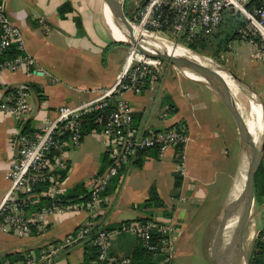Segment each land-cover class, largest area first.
Instances as JSON below:
<instances>
[{
  "label": "crops",
  "instance_id": "obj_1",
  "mask_svg": "<svg viewBox=\"0 0 264 264\" xmlns=\"http://www.w3.org/2000/svg\"><path fill=\"white\" fill-rule=\"evenodd\" d=\"M5 1L9 16L24 37L28 55L35 59L45 76H31L25 71L0 76V100L15 87L24 86L29 105L23 122L0 113V201L8 190L5 175L16 152L12 143L15 137L20 133L38 132L47 121L55 119L58 107L80 105L111 88L123 70L128 53V46L115 41L109 32L102 0ZM251 47L236 58H228V63L232 64V72L264 104V63L255 47ZM185 80L146 85L140 94H123L133 107L135 126L162 130L179 123L188 130L187 175L180 189L174 188L171 151L160 158L153 152L140 154L113 179L96 214L51 216L41 235L21 238L0 231V258L11 256L7 259L12 260L29 251L38 253L85 224L110 229L124 222L154 220L155 211H159L166 223L174 227V254L169 264H194V256H198L202 264H213L207 236L215 233L222 217L241 167L243 151L236 125L226 107L201 83L186 77ZM241 94L243 99L238 102L245 108V100L249 99ZM166 108L169 112L161 119ZM90 134L91 131L84 135L80 147L68 155L66 193L78 186L87 191V181L107 166L104 150L98 149ZM153 189L164 207L143 208ZM179 195L190 198L188 203L179 205L176 201ZM217 201L220 207L215 213L213 203ZM255 203L254 197L253 208ZM258 206L243 234L247 259L246 242L254 244L264 228V202ZM258 215L262 227L255 230L253 220ZM252 227L249 231L252 239L248 240L247 231ZM140 247L134 236L118 235L111 240L109 255L136 264L141 261L160 263V257L141 254ZM91 253L90 244L80 242L58 255L56 264H91Z\"/></svg>",
  "mask_w": 264,
  "mask_h": 264
},
{
  "label": "built area",
  "instance_id": "obj_2",
  "mask_svg": "<svg viewBox=\"0 0 264 264\" xmlns=\"http://www.w3.org/2000/svg\"><path fill=\"white\" fill-rule=\"evenodd\" d=\"M230 14L243 17L245 25L238 30V36L255 47L264 63L263 0H147L129 22L141 33L196 46L215 34ZM161 67L162 61L129 47L123 70L111 88L80 105L58 107L55 119L47 121L38 132L15 137L12 143L16 152L5 175L8 190L0 201L2 233L21 238L41 235L51 216L96 214L113 179L140 153L154 152L160 158L171 151L174 174L186 178L185 147L189 141L186 128L183 125L162 130L139 128L134 124L132 106L123 98L126 92L139 94L144 85L161 82ZM17 71L45 76L28 55L24 37L7 12L6 1L0 0V76ZM27 97L26 87H15L0 100V113L25 121L29 111ZM168 112L166 108L160 118L164 119ZM86 118L95 126L91 132L102 142L107 166L87 181V201L62 205L59 198L66 194L68 155L81 145ZM182 197L177 201H184ZM173 231L170 224L148 219L124 222L110 229L85 224L49 248L38 253L29 251L19 260L0 258V264H56L58 252L65 253L80 242L94 248L91 264H130L128 259L109 255L112 238L122 234L135 236L147 253L161 258L159 264H169L174 254ZM260 239L264 242V228Z\"/></svg>",
  "mask_w": 264,
  "mask_h": 264
},
{
  "label": "water",
  "instance_id": "obj_3",
  "mask_svg": "<svg viewBox=\"0 0 264 264\" xmlns=\"http://www.w3.org/2000/svg\"><path fill=\"white\" fill-rule=\"evenodd\" d=\"M102 2L108 9L112 20L116 23L120 30H124L127 33V37L130 36L134 39V41H130L128 37V41H122L120 43H124L128 47L134 48L146 57L158 59L164 63L170 64L176 69L182 70L189 68L195 70L200 79H202L201 81L196 82L201 83L212 91L231 114L237 128L242 151L247 154V162L243 169L244 178L242 179L243 182L241 191L235 194V186L241 181V168L239 169L236 180L232 186L229 200L223 210L222 217L218 225L219 231L217 230L218 234L215 237L214 244L211 248V254L214 264H248V259L243 249V234L252 214H243V217L241 216L242 218L232 229H228V226L239 212L245 194L244 192L247 189H250V194L254 202V178L264 157V116L262 119L261 138L260 141L256 143L254 138L250 135L247 127L243 126L238 121L237 111H240L241 109L240 103L235 99H232L221 89L218 83L220 84L222 82L215 72H221L226 75L228 80L238 89V91L247 95L248 99L258 104L264 113L263 102L248 85H246L236 74L221 63H217L210 59L215 64V67L206 66L186 57L170 55L163 51L153 50L151 52L144 49L138 43L141 41L144 42V39H135L136 32L134 27L130 24L128 18L123 14V0H120L119 2H116L115 0H102ZM146 2L147 0H139L136 3L131 0L128 1L126 5L129 12L134 14L138 11V9L144 7ZM245 144H249L250 146L244 147Z\"/></svg>",
  "mask_w": 264,
  "mask_h": 264
},
{
  "label": "bare ground",
  "instance_id": "obj_4",
  "mask_svg": "<svg viewBox=\"0 0 264 264\" xmlns=\"http://www.w3.org/2000/svg\"><path fill=\"white\" fill-rule=\"evenodd\" d=\"M115 1L119 2L120 0H115ZM104 10H105V18L104 19L106 21L105 23H107V27L109 29V32H110L112 38L115 41L122 42V41H128V37H129L130 41H134V39H132L130 36L127 37V33L124 30H120V28L112 20L110 13L105 6H104ZM134 30L136 32L135 39L139 40V38H143L144 42L141 41L138 43L141 47H143L144 49H146L148 51H151V52L153 50L154 51H163V52H166L170 55H175V56H179V57H186V58H189L191 60L202 63L206 66L215 67V64L209 58L198 55V54L190 51V49L188 50V48L186 49V48L182 47L181 45L172 43L170 41H167V40H164V39H161L158 37H154V36L149 35V34L141 33L140 29H138L137 27H134ZM168 43H170L174 47L169 45ZM181 73H183L185 76H187L186 78L189 80H194V81H201L202 80V79H200L198 73L193 69H189V68L188 69H182ZM215 73L220 78V80L222 82L220 84L218 83V85L221 87V89L225 93H227V95H229L232 99L239 101L237 94L239 96H241L242 94L240 93V91H238V89L228 80V77L226 75H224L221 72L220 73L215 72ZM245 101L247 103V106L245 108L241 107L240 111H237V118H238V121L240 122V124L247 127L250 135L254 138L255 142L258 143L260 141V138H261L262 119H263L264 113H263V110L261 109V107L258 104H256L254 101H252L250 99L249 100L246 99ZM247 146H250V145L249 144L244 145V147H247ZM241 153H242V151H241ZM241 156H242L241 167H240L241 168V181L235 186V194H237L241 191L242 182H243L242 179L244 178L243 169H244V166L246 165V162H247L246 161L247 160V154L245 152H243V154ZM244 193L245 194H244V197L242 200L240 210L236 214V216L232 219V221L230 222L228 229H232L233 227H235L237 225V223L239 222V220L243 217L242 216L243 214L249 213L251 215L253 212V204H252L253 200H252V197L250 194V189H247ZM217 228H218V226H217ZM216 232H218V231H216ZM247 238H248V240L252 239L251 232H248Z\"/></svg>",
  "mask_w": 264,
  "mask_h": 264
},
{
  "label": "rangeland",
  "instance_id": "obj_5",
  "mask_svg": "<svg viewBox=\"0 0 264 264\" xmlns=\"http://www.w3.org/2000/svg\"><path fill=\"white\" fill-rule=\"evenodd\" d=\"M128 1H131V0H123V2H122L123 3L122 4V11H123V14L128 18V20L131 21V19L133 18L134 14H131L129 12V10H128V7L126 5V3ZM133 1L134 2L136 1V3H137L138 0H133ZM263 2H264V0H263ZM244 25H245V20L243 19V17L240 14L227 15L224 18V20H223L222 24L220 25V27L215 32V34H213L208 40L204 41L203 43H200V44L196 45L197 48L195 50H191L190 49V51H193V52H195L198 55L207 57V58H209V59H211V60H213V61H215L217 63H221L224 66H226V68H228L230 71H233L232 64L230 62L228 63V58H231V57L236 58V55H239L246 48H252L249 44H247L246 42L242 41L239 38V36H237L235 39H233L231 41L229 40L231 35L234 32L233 29L235 31L236 30H240ZM168 44L171 45L170 43H168ZM178 45H181L182 47H184L186 49L189 47V45L186 44L183 41H179ZM171 46H173V45H171ZM128 49H129V47H128ZM188 50H189V48H188ZM161 73H162V80H161V82H159L160 84H162V82H165V83L166 82H174V83L185 82L186 81L185 77H187L183 73H181V70L176 69L172 65L164 63V62H162ZM156 84H158V83H156ZM146 85H149V84H146ZM146 85L143 86L141 92L144 90ZM152 85H154V84H152ZM237 97L239 99L241 98V100L243 99V97L239 96L238 94H237ZM166 114H168V113H166ZM182 125H184V124H179L178 123V124H175L173 126H174V128L175 127L177 128V127H181ZM186 132H188V130H186ZM90 135H91L90 139H92L93 143L98 147V149L101 148V147L103 149L102 143L99 140V136L96 133H92ZM238 141H239V138H238ZM179 196H177V198ZM182 199L184 201L180 200V202L177 201V199H176V201H177V203L179 205L180 204H184V203H188L190 198H187V197L183 196ZM213 206H214L213 212H215V213L218 212L219 207H220V202L217 201V202L213 203ZM256 208L258 209L259 206L257 207V204L255 203V206H254L253 212H252L253 214L256 212ZM153 218H154V220L162 222V223L168 222L166 220V218H164V217H162L160 215L159 211H155V215H153ZM261 220L262 219L260 218L259 215L255 216V218L253 220L254 225L256 226L255 230H260L261 229V227H262ZM250 229H253V227L249 228L247 232H249ZM217 230L219 231L218 228H216V231ZM216 231H215V233H213L214 236L212 234L210 235V237L207 236V240L209 239L210 242H211L208 245V253H209L212 261H213V258H212V254H211L210 250H211V248H212V246L214 244L215 237L218 234V232H216ZM123 235H130V234H123ZM252 246H253V242H251V241L246 242V253H247V255L250 254ZM60 254H63V252H58L56 254L55 263H56V258ZM192 260H193L194 264H202V261H200L198 256H194ZM213 264H214V261H213Z\"/></svg>",
  "mask_w": 264,
  "mask_h": 264
},
{
  "label": "trees",
  "instance_id": "obj_6",
  "mask_svg": "<svg viewBox=\"0 0 264 264\" xmlns=\"http://www.w3.org/2000/svg\"><path fill=\"white\" fill-rule=\"evenodd\" d=\"M233 31L234 32H233V34L231 35V37L229 39L230 41L235 39L238 36V30L235 31L233 29ZM120 44H124V43H120ZM188 48L191 49V50H195L197 47L195 45H189ZM113 106H114V104L112 102L109 105L108 109L112 110ZM87 118L83 122V136L87 135L92 129L95 128V126L92 123H89V120H87ZM24 130H26V127L24 128ZM140 154H143V153H140ZM106 165H107V162H106ZM103 169H101L100 171H102ZM174 177H175V179H174V188L178 190L181 187L182 179H181V177H179V176H177L175 174H174ZM254 194H255L254 197H255L256 204L257 205H261L264 202V157H263L262 163H261L257 173L255 174V178H254ZM88 198H89V196H88L87 191L85 190V188H83V186H78L75 189H73V190L69 191L68 193H66L64 196L60 197L59 201H60V203L62 205H64V204L69 203V202L72 203V202H76V201H80V200L81 201H87ZM142 206H143V208H162V207H164V204L159 199L157 193L153 189L151 191L150 199L145 201L142 204ZM260 236H261V233H259V235L257 236V238L254 241L252 250H251V252L249 254V258H248L249 259V264H264V242L261 241ZM91 252L92 253L90 255V259L89 260L92 261L95 258V250L92 247H91ZM139 252L141 254L150 255L149 253H147L145 251L144 248H141V247H140ZM6 258H11V256H8ZM21 258L22 257L17 256L16 258H13L12 260H19ZM132 261H133V259H132ZM130 264H136V262L133 261L132 263L130 262ZM137 264H148V263L146 261H144L142 263V261H141V262H139Z\"/></svg>",
  "mask_w": 264,
  "mask_h": 264
}]
</instances>
